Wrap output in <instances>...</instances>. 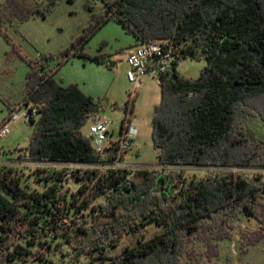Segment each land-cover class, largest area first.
I'll use <instances>...</instances> for the list:
<instances>
[{"label":"trees","instance_id":"1","mask_svg":"<svg viewBox=\"0 0 264 264\" xmlns=\"http://www.w3.org/2000/svg\"><path fill=\"white\" fill-rule=\"evenodd\" d=\"M102 1L93 30L116 20L137 42L166 43L175 58L205 65L197 77L176 67L158 77L151 133L158 167L129 169L111 167L110 153L100 159L81 132L99 103L46 70L50 55L41 69L30 63L22 102L39 115L29 121L28 144L0 162V264H176L192 234L214 260L218 242L230 237L229 220L241 212L259 222L242 242L259 241L262 187L233 167L264 169V140L244 132L248 115L264 119V0ZM51 3L0 0V32L5 22L43 16ZM24 160L36 164L31 180ZM187 167L205 174L187 178ZM69 179L78 183L74 191ZM150 223L161 231L146 238Z\"/></svg>","mask_w":264,"mask_h":264},{"label":"rangeland","instance_id":"2","mask_svg":"<svg viewBox=\"0 0 264 264\" xmlns=\"http://www.w3.org/2000/svg\"><path fill=\"white\" fill-rule=\"evenodd\" d=\"M35 1L52 3L43 16L36 13L27 20L1 25L0 123L4 121L9 132L0 138V162L15 156V147L26 146L29 142L35 128L33 123L23 118L17 121L4 119L9 115L10 107L19 106L15 109L17 114L25 110L26 104L22 98L30 63L41 69V61L50 55L49 62L44 63L45 69L54 70V77L63 85L76 83L82 92L99 103L98 114L111 121L113 138L118 137L121 121L127 112L136 134L131 147L123 155V164L129 169L158 167L151 133L154 106L160 102L161 90L158 77L148 72L140 73L137 86L127 79L125 56L129 46L134 43L133 34L112 19L93 30L105 9L102 0ZM92 30L93 33L83 45L72 47L81 33ZM204 65V60L187 56L180 60L176 70L186 77H197ZM91 120L88 119L81 128L85 136ZM244 132L250 139L264 140V119L258 114L248 115L244 120ZM24 161L23 173L28 174L27 178L31 180L38 174L35 172L36 164ZM233 169L262 187L259 199L264 203V169ZM184 170L187 178H198L205 174V169L201 168L187 167ZM67 176L71 177L69 173ZM77 185L70 179L66 183L70 191H74ZM229 227L230 237L218 242V258L209 260L204 254V244L192 234L184 237L187 253L180 255L176 264H214V261L222 264H264V237L253 244H246L242 242L241 236L242 233L258 229L259 222L253 216L241 212L229 220ZM160 231V227L150 223L146 226V238ZM132 240L134 235L126 237L116 251Z\"/></svg>","mask_w":264,"mask_h":264},{"label":"built area","instance_id":"3","mask_svg":"<svg viewBox=\"0 0 264 264\" xmlns=\"http://www.w3.org/2000/svg\"><path fill=\"white\" fill-rule=\"evenodd\" d=\"M180 60L175 58L171 50L166 47V43L140 42L126 52L125 61L128 66L126 77L137 86L140 73L148 72L157 77L164 74L169 75L177 67ZM24 107L25 110L21 114L15 113V109L20 108L19 106L13 108L7 119L17 121L23 118L30 121L37 118L39 112L35 106L25 105ZM110 124L111 121L107 117L97 114L89 123L86 136L90 138L94 153L100 159H105L110 153L113 156L111 167H126L123 164V155L126 149L132 145L136 128L130 120L121 121L119 135L117 138H113L110 132ZM8 132L7 124L2 121L0 123V138Z\"/></svg>","mask_w":264,"mask_h":264},{"label":"crops","instance_id":"4","mask_svg":"<svg viewBox=\"0 0 264 264\" xmlns=\"http://www.w3.org/2000/svg\"><path fill=\"white\" fill-rule=\"evenodd\" d=\"M140 42H137L136 41V39H135V37H134V43L133 44H131L130 46H129V48L128 49H130V48H132V47H134V46H136V45H138ZM127 49V50H128ZM82 91V90H81Z\"/></svg>","mask_w":264,"mask_h":264}]
</instances>
